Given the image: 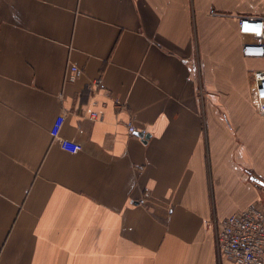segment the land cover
Instances as JSON below:
<instances>
[{"label":"crops","instance_id":"crops-1","mask_svg":"<svg viewBox=\"0 0 264 264\" xmlns=\"http://www.w3.org/2000/svg\"><path fill=\"white\" fill-rule=\"evenodd\" d=\"M262 14L264 0H0V264H234L219 225L264 204V58L239 31ZM63 112L76 152L52 132Z\"/></svg>","mask_w":264,"mask_h":264},{"label":"built area","instance_id":"built-area-1","mask_svg":"<svg viewBox=\"0 0 264 264\" xmlns=\"http://www.w3.org/2000/svg\"><path fill=\"white\" fill-rule=\"evenodd\" d=\"M239 31L248 38L243 45V56L264 58V14L242 16L239 19ZM83 74L84 70L80 66L71 64L66 79L74 82ZM94 83L100 85V81ZM251 102L258 114L264 116V69L255 72ZM93 117L97 118L98 113L94 112ZM65 119L66 113L63 112L58 116L52 132L66 149L76 152L82 149V145L64 138L60 133ZM129 130L132 133L140 131L134 122H130ZM142 132L146 133L145 130ZM216 241L219 256L234 264H264V204H251L224 218L219 225Z\"/></svg>","mask_w":264,"mask_h":264},{"label":"water","instance_id":"water-1","mask_svg":"<svg viewBox=\"0 0 264 264\" xmlns=\"http://www.w3.org/2000/svg\"><path fill=\"white\" fill-rule=\"evenodd\" d=\"M137 134L140 135V136H142V137L145 138V139H148V138L150 137V134H149V133H144V132H142V131H138ZM253 179H254L255 181H257L259 184L264 185V181L261 180L260 178H258V177H256V176H253Z\"/></svg>","mask_w":264,"mask_h":264}]
</instances>
